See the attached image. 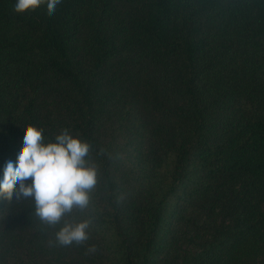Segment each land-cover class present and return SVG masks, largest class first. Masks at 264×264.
<instances>
[{
	"label": "trees",
	"instance_id": "trees-1",
	"mask_svg": "<svg viewBox=\"0 0 264 264\" xmlns=\"http://www.w3.org/2000/svg\"><path fill=\"white\" fill-rule=\"evenodd\" d=\"M15 3L0 0V179L32 124L87 141L97 182L55 226L18 184L0 197V264H264V0ZM86 219V241L57 243Z\"/></svg>",
	"mask_w": 264,
	"mask_h": 264
},
{
	"label": "clouds",
	"instance_id": "clouds-1",
	"mask_svg": "<svg viewBox=\"0 0 264 264\" xmlns=\"http://www.w3.org/2000/svg\"><path fill=\"white\" fill-rule=\"evenodd\" d=\"M61 0H16L14 11L24 13L41 5L52 15ZM23 144L14 162H7L0 179V197L32 198L35 214L49 226L60 223L61 218L74 207L85 209L89 205L90 191L97 182V169L87 165L85 157L90 145L64 128L54 142H44L43 128L29 124L24 128ZM31 183H25L28 180ZM90 220L67 222L56 232V241L62 246L80 245L88 237ZM94 250V249H92Z\"/></svg>",
	"mask_w": 264,
	"mask_h": 264
},
{
	"label": "rangeland",
	"instance_id": "rangeland-1",
	"mask_svg": "<svg viewBox=\"0 0 264 264\" xmlns=\"http://www.w3.org/2000/svg\"><path fill=\"white\" fill-rule=\"evenodd\" d=\"M206 221L207 223L205 224L203 219V225L205 226V230L202 236H204V238L209 237L210 234L212 235L215 228L225 223L224 217L222 216V212L220 209L215 210L211 218L206 219Z\"/></svg>",
	"mask_w": 264,
	"mask_h": 264
}]
</instances>
